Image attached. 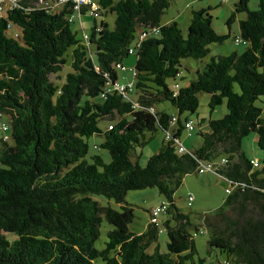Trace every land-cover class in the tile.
Instances as JSON below:
<instances>
[{"label":"trees","instance_id":"16d2710c","mask_svg":"<svg viewBox=\"0 0 264 264\" xmlns=\"http://www.w3.org/2000/svg\"><path fill=\"white\" fill-rule=\"evenodd\" d=\"M171 2L99 0L101 17H93L90 34L83 29L88 41L72 29L77 19L83 27L85 8L77 13L71 3L57 0H16L14 7H5L0 117L6 115L9 124L2 125L0 147V264H189L201 231L210 234L212 248L225 254L220 264H264V159L254 167L242 152V141L252 132L264 151L263 110L256 106L264 97V0L254 11L250 0L236 4L235 13L247 16L240 20L235 43L247 45L246 50L213 56L190 80L181 74L182 61L202 60L211 44L223 43L230 34L215 30L211 7L192 10L186 33L177 20L164 22ZM109 14L116 17L113 29L105 20ZM131 57L136 61L128 66ZM67 65L70 70L62 75ZM119 72L131 75L124 83H134L129 100L116 90L106 92L109 79L122 83ZM178 78L185 84H168ZM201 93L210 95L211 112L223 105L228 110L209 121V133L202 130L203 120L183 118L197 112ZM166 102L179 113L161 108ZM102 121L107 123L103 127ZM189 121L195 125L192 135ZM160 130V151L145 166L134 163L131 153L148 143L145 134ZM196 131L203 145L180 153L182 134L193 137ZM94 135L104 138L101 148L109 151V164L99 155L87 159L86 139ZM222 158L228 162L218 166V173L240 185L216 212L193 223L176 205L175 193L187 175L198 174L199 160L217 164ZM147 188L165 196L166 219L160 227L150 222L145 232L135 234L129 230L134 210L125 197ZM97 197L108 204L101 205ZM103 219L114 228L100 250L95 243ZM162 226L168 252L154 246Z\"/></svg>","mask_w":264,"mask_h":264},{"label":"rangeland","instance_id":"374dc122","mask_svg":"<svg viewBox=\"0 0 264 264\" xmlns=\"http://www.w3.org/2000/svg\"><path fill=\"white\" fill-rule=\"evenodd\" d=\"M194 2V3H193ZM239 3V0H231L228 4L222 3V0H203L198 2V0H172L171 6L167 10L164 16V22H170L173 19L177 20L181 28L186 33L192 18V10L201 7H211V15L213 17V27L221 35H228L230 37L223 43H213L209 46L210 54L203 58L202 60H195L192 58L184 59L182 61V76L188 80L196 78V70L200 68L203 70L205 65L210 62L213 56H228L233 52L243 53L247 45L241 43L237 45L235 43V38L240 37V20L246 18V13H235L236 4ZM259 0H250V9L252 11L258 9ZM192 4V5H191ZM231 24H229V19L233 17ZM115 15L109 14L105 20L109 23L111 29L115 27ZM83 27L80 25V19H77L74 24H72V29L77 32L78 38L82 39L84 36L85 29L87 34L92 32V28L95 25V20L90 16L89 13H86L82 17ZM100 21L98 22V24ZM232 27V29H230ZM135 44V42H134ZM134 61L136 59L131 57ZM70 70V66L67 65L64 69V72L61 74H66ZM52 80L59 82L56 75H51ZM119 78L122 83L127 80L123 78H131L130 73L119 72ZM175 83L185 84V81H182L181 78L177 80L170 79L168 84L174 86ZM133 99H137V95H131ZM210 95L206 93H201L199 95L200 107L196 113L190 114L185 113L184 117L190 116L196 122L203 120V127H208L209 121L213 119L222 118L227 112L226 105L220 106L216 111L211 112L209 107ZM256 106L263 110L262 118H264V97L260 98L256 102ZM161 108H164L170 114H178V109L172 106L170 103H164ZM3 123L9 124V119L6 115L0 117V147L2 145V139L5 136V132L2 130ZM107 123L102 121L100 126L103 127ZM7 134L11 136L9 131ZM145 138L148 141L146 145H137L136 149L131 153V160L134 163H139L141 166H145L149 158L160 151L163 141H164V132L158 131L156 133H146ZM193 138L196 140L201 138V136L196 131L193 135ZM89 145V154L87 159L91 162L92 157L99 155L103 158L105 163L109 164L111 162V155L109 151L102 149L101 144L104 141V138L100 135H94L86 139ZM12 143V141H9ZM242 152L245 153L248 159L259 160L264 159V151L259 147L257 142V134L255 132L250 133L242 141ZM3 165L0 162V168ZM212 176L208 175H198V174H189L185 177L183 185L175 193V202L178 208H180L184 213L188 214L193 223H200L201 217L205 214H212L216 212L225 202L227 198L226 187L221 183L219 178H210ZM205 179V180H204ZM206 181V182H205ZM226 181V180H225ZM230 187V186H228ZM192 195L196 200L192 205L188 203V196ZM101 205H107L108 200L103 197H97ZM166 198L163 196L157 188H147L144 190H135L129 191L125 197V202L134 210V218L129 225V230L135 234H141L145 232L150 224L151 211L153 208L158 206L162 201H165ZM105 201V202H104ZM111 205L117 209L121 210V206L111 202ZM165 216H161V222L163 223ZM113 226L110 225L105 219H103L101 225V235L100 238L96 241L95 247L97 249H104L108 241L107 233L109 230H113ZM162 232L159 235L158 243L154 246H159L161 252H168V232L162 226ZM211 236L209 233H198L195 236L197 253L194 257V262L190 261L189 264H220L224 259H226L225 254H219L214 248L209 244ZM204 259V262L201 263L200 260ZM102 264V263H101Z\"/></svg>","mask_w":264,"mask_h":264},{"label":"built area","instance_id":"2783aa9c","mask_svg":"<svg viewBox=\"0 0 264 264\" xmlns=\"http://www.w3.org/2000/svg\"><path fill=\"white\" fill-rule=\"evenodd\" d=\"M6 1V0H5ZM5 1L4 0H0V17H2L5 14L6 8H12L16 5V0H9L10 1V5L6 6L5 5ZM58 4H66V3H71L74 6L75 11L81 12L83 8L87 9V11L89 12L91 17L94 18H100L102 15V6L99 3V0H57ZM226 2L230 1V0H225ZM6 7V8H5ZM72 19V18H71ZM70 19V20H71ZM100 30V29H99ZM156 30V29H154ZM146 36V33H143L141 36V39H143ZM85 40L88 41L89 37L87 35L84 36ZM132 53V51H130ZM118 68H121L122 70H127L129 69L128 67H124L121 65L117 66ZM135 74V73H134ZM178 87V86H177ZM134 88V83L133 82H128V83H120L117 81H114L112 79L108 80L107 83V90L111 91V90H116L118 91V93H121L124 95L125 99H130V97L128 96L130 93H132ZM102 97H105V94L102 95ZM134 107H138V105L136 103H134ZM150 111L152 113H155V110L153 108L150 109ZM176 121V118H173V123ZM186 127L189 131V134L192 135V133L195 131V125L192 121H189L186 123ZM109 128H112L111 126ZM4 130H7V127L4 126ZM8 137H5V140ZM166 138L167 140L172 138V134L170 132H168L166 134ZM179 144V143H178ZM187 147L184 146L183 144H179V152L183 153L187 151ZM228 160L226 158H222L220 163H212V162H203L202 160H199V166L197 168V173L200 175L206 174V173H214V174H218L220 175V173H218V166L223 165L225 163H227ZM251 163L253 164L254 167H259L260 166V160L259 159H254L251 161ZM226 180L229 182V188L226 190L227 195L232 194V192L234 191V189H236L237 187H239L240 184H233L230 180H228L226 178ZM242 189H245V185L242 184L241 185ZM190 204L193 202L194 197L189 196L188 198ZM168 207L169 204L167 201H162L158 206H156L155 208L152 209L151 211V218H150V222L152 224H155L156 226L160 227L161 226V216L165 215L168 211ZM201 233H204V231H201ZM227 264V263H225Z\"/></svg>","mask_w":264,"mask_h":264},{"label":"crops","instance_id":"0c3cea01","mask_svg":"<svg viewBox=\"0 0 264 264\" xmlns=\"http://www.w3.org/2000/svg\"><path fill=\"white\" fill-rule=\"evenodd\" d=\"M203 1V0H202ZM194 3V2H193ZM192 5V4H191ZM198 5H200V8H202L201 6H202V4H198ZM173 20H175V19H173ZM231 29H232V27H231ZM135 64V61L131 58L129 61H128V66H131V65H134ZM199 69V68H198ZM174 115H177V114H174ZM202 130L204 131V132H207V133H209V132H211V129H210V127L208 126V127H206V128H202ZM258 140V139H257ZM182 141H183V143L185 144V146L187 147V148H189V149H192V150H194V149H198V148H200L202 145H203V139H202V137L201 138H198V139H194L193 137H188L187 136V134L186 133H183L182 134ZM256 159H258V158H256ZM251 160H254V159H251ZM260 161H262V160H260ZM194 174V173H193ZM204 175H208V176H212V177H210V178H219V179H221V181H222V185L223 186H225L226 187V190L229 188L228 186H229V182L226 180V178L224 177V176H222V175H218V174H214V173H207V174H204ZM201 176V175H200ZM203 176V175H202ZM205 180V179H204ZM226 180V181H225ZM206 182V181H205ZM190 196V195H189ZM188 196V197H189ZM228 197V196H227ZM227 199V198H226ZM226 199H225V201H226ZM195 198H194V200H193V202L192 203H194L195 202ZM189 202V201H188ZM189 205H192V204H190V203H188ZM166 218H164V220H165ZM163 220V221H164Z\"/></svg>","mask_w":264,"mask_h":264}]
</instances>
